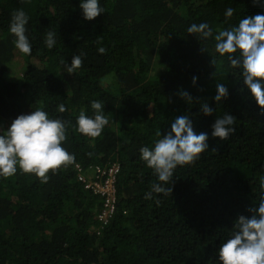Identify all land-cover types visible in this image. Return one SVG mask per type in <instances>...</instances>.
Masks as SVG:
<instances>
[{
    "label": "trees",
    "instance_id": "obj_1",
    "mask_svg": "<svg viewBox=\"0 0 264 264\" xmlns=\"http://www.w3.org/2000/svg\"><path fill=\"white\" fill-rule=\"evenodd\" d=\"M105 13L85 21L79 0H0V129L37 108L67 125L63 147L75 160L47 182L17 171L0 176V264H218L216 253L240 216L258 202L264 176V109L251 98L227 55L215 51L214 35L246 16L264 13V0H100ZM234 14L225 17V10ZM29 22L31 54L14 46L12 15ZM206 22L213 37L187 32ZM56 33L49 49L47 32ZM106 51L101 54L98 49ZM80 55L67 73L62 61ZM197 77L193 85L192 78ZM110 81V82H109ZM229 95L216 103V85ZM192 102L186 103L181 93ZM105 105L108 124L99 137L75 130L90 103ZM207 102L211 116L200 112ZM66 111L60 113L59 105ZM188 114L208 148L177 167L166 187L152 193L153 169L140 159L178 115ZM230 114L235 131L214 138L216 118ZM120 166L112 217L100 225L103 199L84 190L75 165L87 174ZM91 172V171H90Z\"/></svg>",
    "mask_w": 264,
    "mask_h": 264
},
{
    "label": "clouds",
    "instance_id": "obj_2",
    "mask_svg": "<svg viewBox=\"0 0 264 264\" xmlns=\"http://www.w3.org/2000/svg\"><path fill=\"white\" fill-rule=\"evenodd\" d=\"M254 2L259 3L260 0ZM79 9L83 20L89 22L105 13L100 0H79ZM233 14V8L225 10L226 18L232 17ZM28 22L27 14L23 10H17L9 25V31L15 37L14 46L23 54H31L32 51V44L26 34ZM187 32L198 40L213 37V31L206 22L192 23ZM214 40L215 51L222 57L227 55L231 67L239 70L243 85L251 98L264 109V13L243 17L238 25L219 30L214 35ZM44 43L47 48H53L56 44V33L47 32ZM105 51L103 47L98 49L101 54ZM81 64L80 55L72 56L70 63L62 61L64 70L69 74ZM197 80L195 76L192 78L193 85ZM228 95V88L224 84L216 85V103L222 102ZM181 98L186 103L192 102L187 92H182ZM90 108L93 115L89 116L85 111H81L76 118L75 130L95 138L101 135L108 120L104 114L105 105L100 100L92 101ZM58 111L65 112V106L59 105ZM200 112L204 116H211L213 108L205 102L200 105ZM234 124L235 118L224 114L221 118H216L211 135L225 140L235 131ZM157 135L160 138L154 147L140 148V159L153 169L157 178V183L151 186L149 195L171 193L172 188H167L166 185L172 181L174 170L179 166L191 164L208 148V134L194 132L188 114L176 116L170 123V131L163 136L161 132ZM66 139V123L59 118H50L46 111L37 108L18 115L7 130L0 129V176L15 175L19 169L24 173L34 174L46 183L49 172L54 173L75 160L74 155L63 147ZM76 166H82L75 165L74 170L77 181L87 190L77 178ZM118 167L120 172V166ZM90 171L86 175L93 178V168ZM259 185L258 202L248 209L250 215H240L234 221L230 235L221 242L216 253L218 264H264V176L259 180ZM100 215L101 212L96 216L98 223L101 226L106 225L108 221L103 224L99 219Z\"/></svg>",
    "mask_w": 264,
    "mask_h": 264
},
{
    "label": "built area",
    "instance_id": "obj_3",
    "mask_svg": "<svg viewBox=\"0 0 264 264\" xmlns=\"http://www.w3.org/2000/svg\"><path fill=\"white\" fill-rule=\"evenodd\" d=\"M77 178L84 184L85 189L90 190L95 195H99L103 199V210L99 219L103 224L111 217L116 203L115 180L119 172L118 165L114 164L106 169L99 167L93 168L94 177H87L85 171L76 166Z\"/></svg>",
    "mask_w": 264,
    "mask_h": 264
},
{
    "label": "rangeland",
    "instance_id": "obj_4",
    "mask_svg": "<svg viewBox=\"0 0 264 264\" xmlns=\"http://www.w3.org/2000/svg\"><path fill=\"white\" fill-rule=\"evenodd\" d=\"M110 82V81H109Z\"/></svg>",
    "mask_w": 264,
    "mask_h": 264
}]
</instances>
